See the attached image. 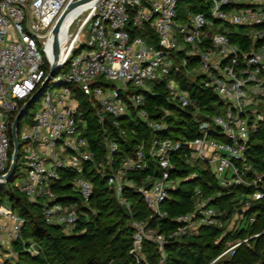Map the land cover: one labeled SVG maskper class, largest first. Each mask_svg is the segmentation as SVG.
<instances>
[{
    "label": "built area",
    "instance_id": "built-area-1",
    "mask_svg": "<svg viewBox=\"0 0 264 264\" xmlns=\"http://www.w3.org/2000/svg\"><path fill=\"white\" fill-rule=\"evenodd\" d=\"M80 1L0 0V188L42 204L45 222L60 226L69 235L92 210L94 183L86 177L91 166L115 190L127 211L133 212L128 190L141 194L150 211L148 218L131 222L134 264H145V242L156 244L160 264H166L169 240L193 235L206 226L226 227L223 213L211 206L212 197L197 188L193 211L175 218L179 227L173 232H160L158 221L170 217L165 204L182 180L174 176L173 157L185 148L189 153L183 160L200 169L210 167L221 187L255 189L246 196L244 211L264 198V177L247 178L250 167L245 158L249 140L264 119L257 108L264 101V0H205L206 10L188 11L184 19L178 12L182 0H97L74 11L60 34V70L42 95L33 121L24 124L23 118L18 130L26 175L18 186L9 185L1 177L12 166V125L49 77L46 45L52 30L68 6ZM130 24L137 31L135 37L128 29ZM151 30L160 47L143 36ZM235 34L250 44L247 50L232 41ZM182 79L197 81L217 94L226 106L225 113L211 115L198 105L182 89ZM57 86L63 88L53 92ZM158 86L165 88L169 106L199 117V137L189 141L156 137L150 149L145 142L138 143L133 156L118 162L121 146L106 136V155L99 159L88 138L86 109L106 134L110 121L125 136L120 121L131 120L134 114L153 131L165 132L164 119H152L146 108L145 93L154 95ZM81 97L87 101L85 108ZM164 111L167 117L173 114ZM64 171L75 173L72 185L82 203L65 204L55 192L54 185ZM139 172L147 174L138 182L131 175ZM19 175L17 170L14 179ZM190 176L199 177L196 173ZM240 220L252 224L255 217L246 220L241 213ZM26 222L13 209L11 198L0 203V251L7 262L13 264L19 258L15 243L23 244L33 257L41 253L37 243L27 244L23 239ZM256 236L240 239L210 264L231 257Z\"/></svg>",
    "mask_w": 264,
    "mask_h": 264
},
{
    "label": "trees",
    "instance_id": "trees-1",
    "mask_svg": "<svg viewBox=\"0 0 264 264\" xmlns=\"http://www.w3.org/2000/svg\"><path fill=\"white\" fill-rule=\"evenodd\" d=\"M189 4V12L199 13L207 9L205 0H182ZM185 14L179 12L180 19H184ZM132 37L137 31L132 24L128 28ZM150 43L159 46V41L154 30L143 34ZM232 41L242 44L243 49L249 48L242 42L241 34H235ZM180 55V54H179ZM182 89L195 100V102L206 107L211 114L225 113L226 106L221 98L209 89H205L199 82L190 79H182ZM147 95V110L153 119H164L168 130L165 132L153 131L138 117L129 120L121 119L120 127L126 130V135H120L118 129L112 127L108 121L105 130H102L94 114L86 109L89 124L88 138L91 146L97 153L99 159H104L106 147L104 140L106 136L116 139L121 146L117 160L133 156L138 143L145 142L147 149H150L151 142L156 137H171L183 140H193L199 137V117L192 111H180L169 106L166 102L167 92L163 86L155 88V94ZM81 104L85 108L87 101L81 97ZM264 115V101L258 107ZM172 110L173 114L165 116L166 111ZM34 115L27 112L24 122L31 123ZM110 120V119H109ZM175 135V137H172ZM249 146L245 153L246 164L250 171L246 173L247 178L253 180L256 175L264 177V119L260 122L257 132L253 133L249 140ZM189 153L185 148L173 157L176 164L175 177L181 178L178 187L171 191V198L166 202L165 209L168 210L169 219L158 221V227L162 234H169L179 227L175 221L180 215L189 214L193 211L195 190L200 188L207 197H212L211 206L220 210L222 219L226 222L236 214L243 213L245 219L255 217V222H239V227L233 232L225 233L226 228L213 226L202 227L197 233L190 236H183L169 240L166 246V264H210L217 259L228 247L230 239L239 241L250 237L248 243L239 246L231 257L223 259L218 264H264V198L255 200L249 210L244 211L246 196L254 194L253 188L243 186L223 188L220 186L216 176L210 167L200 169L183 160ZM21 160L18 163V170ZM155 168V167H154ZM196 173L198 178H191V174ZM74 172H61L60 181L54 185V190L65 204L74 202L82 203L72 185ZM146 172H139L131 175L138 182L146 176ZM86 177L94 183V193L91 200L92 210L83 216L79 226L74 233L67 235L60 226L48 225L42 214V204L31 202L27 197L18 191H7L11 198L13 209L24 218L26 224L23 229V239L27 244L37 243L41 253L33 257L25 250L23 244L15 243L14 247L19 252L18 264H134L135 260L130 255L133 248L134 228L131 226L132 220L146 219L150 211L141 194H136L131 190L126 191V195L132 202L133 212L127 211L124 205L119 202L115 190L108 186L107 180L102 179L89 167ZM13 182H10L11 185ZM5 188H0L3 191ZM238 196L244 197V201L237 200ZM4 200L0 199V203ZM243 210V212H242ZM143 252L145 254V264H160L161 255L156 244L144 243ZM4 264H12L10 261Z\"/></svg>",
    "mask_w": 264,
    "mask_h": 264
},
{
    "label": "water",
    "instance_id": "water-1",
    "mask_svg": "<svg viewBox=\"0 0 264 264\" xmlns=\"http://www.w3.org/2000/svg\"><path fill=\"white\" fill-rule=\"evenodd\" d=\"M97 0H83L80 2H72L68 8L65 10V12L62 14V17L58 20L57 24L55 25L54 29L52 30V36L49 39L47 45H46V59L48 60V63L50 65V73L49 77L45 81V83L38 89V91L30 98L28 102H26L19 114L17 115V118L15 119L13 125H12V132H13V157H12V163L11 168L8 172V174L5 177H1L6 182H13L14 176L18 170V163L21 158V145L19 142V128L21 126V122L23 118L25 117V114L28 112V110L35 105L38 100L42 97V95L45 93V91L48 89V87L51 84L52 79L58 74L60 70L59 63V53L57 50L58 41L60 38V34L62 29L65 27V24L68 20V18L71 16V14L81 8H84L87 4H90L91 2H94Z\"/></svg>",
    "mask_w": 264,
    "mask_h": 264
},
{
    "label": "rangeland",
    "instance_id": "rangeland-1",
    "mask_svg": "<svg viewBox=\"0 0 264 264\" xmlns=\"http://www.w3.org/2000/svg\"><path fill=\"white\" fill-rule=\"evenodd\" d=\"M188 11H189V4L183 3V5H181V7H180L179 12L184 14V13H188ZM76 26H77V23L75 24V27ZM62 88H63V86L62 87H59V86L54 87L53 92L58 91ZM42 103H43L42 98H40L38 100V102L29 109V113L30 114L37 113L38 110L41 108ZM23 123L26 124V122H24V121H23ZM172 137H175V135H173ZM19 174L20 175L13 180V183L11 185L18 186L19 184H21L23 182V178L26 175V168H25L24 164L23 165L21 164L20 169H19ZM0 199H3L4 203L9 202L10 198H9V195L7 194L6 188L3 191H0ZM238 199H240V202L244 201V197H242V196H238L237 200ZM239 222H240V214L238 213V214L234 215L232 218H230L228 221H226L225 233L233 232L234 229L239 227V225H240ZM236 243H238V241L232 238L229 240L227 245H228V247H230ZM5 262H7L6 257H5V253L4 252L2 253L0 251V264H4ZM18 263H19L18 260H13V264H18Z\"/></svg>",
    "mask_w": 264,
    "mask_h": 264
},
{
    "label": "bare ground",
    "instance_id": "bare-ground-1",
    "mask_svg": "<svg viewBox=\"0 0 264 264\" xmlns=\"http://www.w3.org/2000/svg\"><path fill=\"white\" fill-rule=\"evenodd\" d=\"M72 16V15H71ZM71 16L68 18V20H67V22H66V24L69 22V20L71 19ZM65 24V25H66ZM57 50H58V53H59V59H61V53H62V50H63V48H62V44H61V42H60V38H59V41H58V46H57ZM63 58V57H62Z\"/></svg>",
    "mask_w": 264,
    "mask_h": 264
}]
</instances>
